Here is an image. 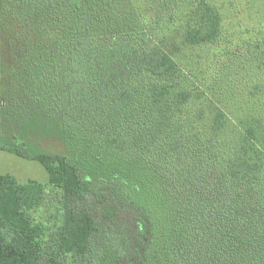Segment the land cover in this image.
Segmentation results:
<instances>
[{"label": "trees", "instance_id": "obj_1", "mask_svg": "<svg viewBox=\"0 0 264 264\" xmlns=\"http://www.w3.org/2000/svg\"><path fill=\"white\" fill-rule=\"evenodd\" d=\"M223 23L210 0H0V151L48 173L0 175V264H264V134L226 144L192 80L239 48Z\"/></svg>", "mask_w": 264, "mask_h": 264}, {"label": "rangeland", "instance_id": "obj_2", "mask_svg": "<svg viewBox=\"0 0 264 264\" xmlns=\"http://www.w3.org/2000/svg\"><path fill=\"white\" fill-rule=\"evenodd\" d=\"M210 1L220 9L227 38L233 42V46L239 41V48L231 54L227 65L218 68V73L215 66L206 68L212 74L213 81L204 85L201 73L192 80L200 85V89L207 87L205 96L212 97L216 105L225 111L227 126L221 138L225 139L226 144L236 145L240 134L248 128L257 129V135L264 134V0ZM232 4L243 10L241 19L236 18L230 10ZM183 17L182 12L165 27L164 33L169 39L180 40L184 28ZM217 50H185L180 54L183 69L194 73L196 63L208 56V51L216 53ZM260 142L261 138H258L256 143ZM55 150L49 148L50 152ZM6 174L12 175L20 184L29 181L46 184L48 180L47 171L37 161L0 151V175Z\"/></svg>", "mask_w": 264, "mask_h": 264}]
</instances>
